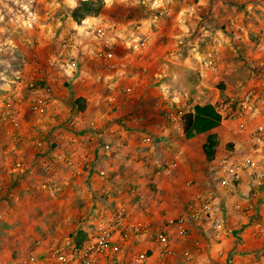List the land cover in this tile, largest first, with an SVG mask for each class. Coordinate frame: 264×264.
Here are the masks:
<instances>
[{
  "label": "rangeland",
  "instance_id": "374dc122",
  "mask_svg": "<svg viewBox=\"0 0 264 264\" xmlns=\"http://www.w3.org/2000/svg\"><path fill=\"white\" fill-rule=\"evenodd\" d=\"M78 1L67 5L64 0H0V264L54 260L83 235L91 237L101 220L120 210L130 222L145 223V216L156 220L145 231L129 232L120 247L110 246L109 264H123L138 251L150 255L156 242L153 232L164 227L169 216L185 210L197 192L211 188L213 163H207L202 150L206 134L185 138L178 124L173 143L162 139L158 144L146 127L136 125L128 133L124 126L128 118L121 99H133L135 109L140 103L129 89L132 82L127 83L118 68L129 66L123 63L129 52L140 54L151 46L141 26L168 29L160 35L165 42L155 41V48L163 55L173 51V61L163 58V68L166 63L177 67L176 77H157L160 90L152 110L166 111V116L161 114L163 124L178 109L220 99L237 105L246 90L264 88V65L256 63L257 43L264 37V0H158L154 8L143 0H101L104 6L97 17L119 23L102 37L84 29L82 21L77 25L72 20ZM174 30L179 31L175 37L170 33ZM139 37L146 38V49L137 45ZM104 39L114 44L110 61L96 55ZM65 43L71 46L63 50ZM70 57L75 63L68 69ZM206 60L212 64L206 65ZM78 96L86 100L82 109L73 104ZM37 97L44 103L34 107ZM253 120L249 114L240 122L247 125ZM228 123L216 131L217 158L246 153L231 148L233 136L242 134L229 130ZM163 132L169 135V127ZM125 134H130L132 144L130 158L124 159L128 146L117 140ZM160 151L164 159L158 157ZM257 153L264 168V151ZM170 158L177 165L166 173ZM186 160L194 171L176 181ZM145 168L148 171L141 170ZM246 176L249 188L242 192L237 187L234 195L246 204L243 211L264 199V183L254 186ZM146 199L152 206L145 204ZM221 209L217 204L214 212L220 216ZM208 234L213 237L211 230ZM242 236L244 240L229 239L238 250L240 244H249ZM183 240L172 238L176 252L187 246ZM213 241L209 247L225 244ZM177 254L168 258L171 264L184 263ZM250 258L253 263L255 258L264 260Z\"/></svg>",
  "mask_w": 264,
  "mask_h": 264
},
{
  "label": "built area",
  "instance_id": "2783aa9c",
  "mask_svg": "<svg viewBox=\"0 0 264 264\" xmlns=\"http://www.w3.org/2000/svg\"><path fill=\"white\" fill-rule=\"evenodd\" d=\"M145 6L156 7L158 0H143ZM84 29L93 30L98 36H105L106 32L119 25L117 22H106L97 16H87L83 20ZM235 24V21H232ZM238 25V24H237ZM236 25V26H237ZM139 28V27H136ZM137 45L142 49L147 48L146 38L139 37ZM71 46L69 43L63 45V50ZM260 51L264 50V37L257 43ZM114 44L109 39H104L103 47L97 52V56L106 61L113 58ZM63 52H61L62 54ZM70 57L66 67L71 69L75 61ZM212 64L211 60H206V65ZM125 65V64H121ZM41 97L35 99V106L43 105ZM216 111L221 116V123L229 122L227 127L235 134H245L246 153L243 156L226 154L215 159L210 167L212 186L206 192H197L189 201L187 208L173 217L165 220L164 227L153 232V238L158 244L157 257L164 263L176 252L172 245V238L176 236L185 239L189 232V223H199L201 218L206 219L209 229L215 239L224 238L223 219L214 212L215 205L231 204L236 213L242 211L241 205L233 201L235 192L246 173L251 177V184L261 186L264 183V168L256 160L257 152L264 151V93H259L255 89L246 90L237 105L232 100L220 99L215 104ZM182 114V110L169 113L168 117L172 121H177ZM251 114L255 118L251 124L244 125L243 120ZM226 125V124H225ZM177 165L172 160L164 171L169 173ZM148 228L147 223L130 222L123 210L117 211L107 218L101 220L96 227V232L79 246H73L68 252L55 255L54 260L46 258L42 263L46 264H109V247L115 242L121 246L128 238L129 232H141ZM185 259L190 255L184 254ZM149 254L146 251L134 252L123 264H147ZM121 264L122 262L119 261Z\"/></svg>",
  "mask_w": 264,
  "mask_h": 264
},
{
  "label": "crops",
  "instance_id": "0c3cea01",
  "mask_svg": "<svg viewBox=\"0 0 264 264\" xmlns=\"http://www.w3.org/2000/svg\"><path fill=\"white\" fill-rule=\"evenodd\" d=\"M64 1H66L67 5H68V1H70V0H64ZM143 29H145V30H143ZM147 29H148L147 27L143 26V28H142V26H141V31H142L141 33H143L144 35L147 36L149 42H151L152 47L150 46V43H149V49L145 50L143 53H140V54L135 50H134L135 52L133 51L132 53H130L128 51L129 52L128 54H130V55H128L129 59L127 58V60H128L127 62H126V60H124L123 63L124 62L129 63V66L126 68H121V69L118 68V72L120 73L119 75H122L121 77L123 79H126L127 83L132 82L129 86V89L132 93V96L134 97V100L140 103V105L138 106L139 108L135 109L136 106L133 107L131 105V101H133V99L128 100V98L126 96H124L125 98L121 99V102L123 104H125L123 107V113L128 118L124 122V126L129 127L128 133H130V131H132L131 129L135 128L136 125L144 126L149 131L152 132V135L150 136L153 138V139H151L152 142L157 141L158 144H161L162 143L161 140L166 139V141H169L170 144H172L173 140H174L172 133L173 132H174V134L177 133L176 130H177V127L179 124L178 120L173 121L174 122L173 123L172 120L170 119V122L165 121V123L163 124L164 121L161 120V117L163 115H161V114L164 113V115L166 116V114H167L166 111L163 112L160 109V112H157L156 110L153 111L152 108H154L156 106L153 104L156 103L155 100H156V97L158 96L156 93H157V90L160 88V83H159V85H157V82H161V80L157 79V77H162L163 74L169 75V79L176 77V75H177L176 68L177 67L174 64L166 63L167 68H163L162 67V65H164L163 64V58H167L170 61H173L172 60L173 59L172 57H174V56H172L173 51H171L169 54L165 53L163 55L159 51L158 47H157V50L155 48V45H156L155 41L157 43L165 42L164 39L161 38L160 35H161V32H163L164 30L168 31V29H166L165 27L159 28V29L155 28L152 30H150V29L147 30ZM174 32H175V34H174ZM157 33H160V34L157 35ZM170 33L172 36L175 37V36H177V33H179V31L174 30V31H170ZM162 35H163V33H162ZM171 41H172V39H171ZM158 45L160 46V44H158ZM259 52L260 53L257 56L258 59H256V63L264 65L263 64L264 63V52H261L260 50H259ZM109 72H110L109 73L110 75L115 74V73H112L111 71H109ZM260 89L261 90L259 93L263 94L264 88L262 87ZM125 99H127V100L125 101ZM137 112L142 113L143 117H142V115H139L141 118H135L134 116L136 115L135 113H137ZM220 125H222L221 122H220ZM219 126L213 128L211 131H217ZM168 127L170 130V133H169V135H166V133H164L163 131H168ZM199 134L205 135V134H207V132L199 133ZM240 134H242L243 137H242V135L241 136L240 135L233 136V138H232L233 143L231 142V144H230L231 148H233L237 153H241V152H243L244 149H246V143L244 141L245 134H243V133H240ZM196 135H194L191 138H194ZM130 137H131L130 134L129 135L125 134L124 137L121 138V140L119 138H118V140L116 139L118 141V143L121 142V144L124 147L128 146L123 151V153H126L124 155V159L130 158V156H131L129 150L131 149L130 146L132 144V140ZM99 145H100V141L98 140V142H96V150H99L98 149ZM127 151H129V152H127ZM161 151H162V149H161ZM161 151L159 152V154L161 153L160 154L161 156H158V157L163 158V154ZM218 151H219V147L217 146L216 154L220 153ZM164 157H166V155H164ZM204 158H205V156H204ZM170 160H173V158H170ZM129 161H131V160H129ZM207 163H209V162H207ZM181 165H183V166L180 168V170L178 172H176V176H175L176 181H180L182 178L188 177V175L192 174L194 171L193 170L194 168H192L194 166L192 165L191 162L189 163L188 160H186V162H183V164H181ZM128 166H131L130 162H128ZM155 168H157V167L155 166ZM161 168H159L156 175H158V176L160 175V169ZM141 170L148 171L147 168L141 169ZM129 171H130V169H129ZM85 174H86V172H85ZM154 181H155V183L158 182L157 179ZM238 188H240L239 190H241L242 192L243 191L245 192L249 188L246 174H245L243 180L241 181V183L239 184ZM239 197H241V196L239 195ZM147 199L145 201V204L151 205V203L148 202ZM173 199H176V198H173ZM233 201L238 202L241 205V207L243 205V207L247 208V206H244L246 204H243L242 202H240V199L237 198V196L236 197L234 196ZM155 203H157V202H155ZM219 206L222 208L219 215L223 217V218L222 217L221 218L223 219V227H224V233H225L224 238L217 240L214 237H211L208 234L210 230H209V225L207 223L202 224L200 222L199 223L190 222L189 223L188 236L183 240V242H186L187 246L182 247L183 250H181L179 252H176V250H175V252L178 253L177 254L178 257L181 258V260L185 264H264V260H261V259L257 260L258 257L255 258L256 261L254 263L248 262V260L251 261L250 257L252 255L264 257V199L261 201L257 200V203L255 202L253 204L252 203L249 204L251 209H249V210L246 209L245 211L242 210L240 213L234 212L231 204H227V205H220L219 204ZM181 211H183V210H181ZM154 219H155L154 217L149 218V217L145 216V220H143V221L145 223H147L149 226L150 222L153 223L156 220V219L155 220ZM248 229L251 231L247 232ZM242 235H245L248 238L247 241H249L248 242L249 244H246L247 245L246 247H244V246H242V244H240L239 247H242V248H240L238 250L237 247L235 248L233 246V243H230L231 240H229V239H233V238L237 237L241 240L244 237ZM213 240L221 242V243L225 242V244L222 248L221 247L220 248L219 247H217V248L216 247H209L212 245ZM115 244H116V246H118V244L115 242L111 243L110 246H113ZM188 247L191 248L190 251H189ZM157 251H158V244L155 242V246L152 247V253L149 255V260H148L149 264H165L166 262L168 264H171L169 259H167L166 262H164V263L160 262L159 258L157 259ZM185 253L190 255L189 259H185V256H184ZM253 259H254V257H253ZM233 260H235V261H233ZM175 264H178V263H175Z\"/></svg>",
  "mask_w": 264,
  "mask_h": 264
},
{
  "label": "trees",
  "instance_id": "16d2710c",
  "mask_svg": "<svg viewBox=\"0 0 264 264\" xmlns=\"http://www.w3.org/2000/svg\"><path fill=\"white\" fill-rule=\"evenodd\" d=\"M104 4L101 0H79L77 6L71 10V18L78 25L82 19L87 16H97L102 12ZM86 100L82 97H76L73 104L78 108H84ZM221 116L216 111L214 104L211 102L196 103L192 109L182 111L178 120L181 132L185 138H191L196 134L207 132L206 139L202 144V150L207 162H213L216 157V149L219 144V135L216 131H211L213 128L220 125ZM236 194V192H235ZM190 200L185 204L187 205ZM200 223H206L204 217ZM90 237L85 234L80 239H77L74 246H79Z\"/></svg>",
  "mask_w": 264,
  "mask_h": 264
}]
</instances>
